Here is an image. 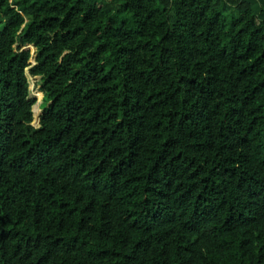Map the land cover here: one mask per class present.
I'll return each instance as SVG.
<instances>
[{
	"label": "trees",
	"instance_id": "obj_1",
	"mask_svg": "<svg viewBox=\"0 0 264 264\" xmlns=\"http://www.w3.org/2000/svg\"><path fill=\"white\" fill-rule=\"evenodd\" d=\"M0 15V264H264V0Z\"/></svg>",
	"mask_w": 264,
	"mask_h": 264
},
{
	"label": "rangeland",
	"instance_id": "obj_2",
	"mask_svg": "<svg viewBox=\"0 0 264 264\" xmlns=\"http://www.w3.org/2000/svg\"><path fill=\"white\" fill-rule=\"evenodd\" d=\"M4 26V20L2 18V16L0 15V29L3 28ZM30 48L32 50V54L33 57L31 59V62L34 63L35 62V53H36V49L34 47H27ZM28 77H29V81H30V90H31V96L35 97L37 99V103L34 106V122L33 125L35 127H39L40 126V118L41 115L43 114V110H44V93L41 90V83L40 77H34L31 76L28 73ZM35 108H38L40 110V112H35ZM39 118V119H38Z\"/></svg>",
	"mask_w": 264,
	"mask_h": 264
},
{
	"label": "bare ground",
	"instance_id": "obj_3",
	"mask_svg": "<svg viewBox=\"0 0 264 264\" xmlns=\"http://www.w3.org/2000/svg\"><path fill=\"white\" fill-rule=\"evenodd\" d=\"M35 112L37 113V112H40V110L38 109V108H35ZM39 119V118H38Z\"/></svg>",
	"mask_w": 264,
	"mask_h": 264
}]
</instances>
